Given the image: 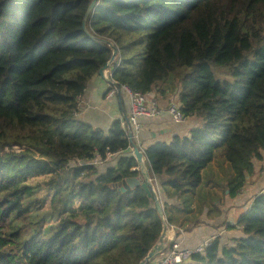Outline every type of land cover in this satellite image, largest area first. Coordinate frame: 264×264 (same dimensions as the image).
<instances>
[{
	"label": "trees",
	"instance_id": "trees-1",
	"mask_svg": "<svg viewBox=\"0 0 264 264\" xmlns=\"http://www.w3.org/2000/svg\"><path fill=\"white\" fill-rule=\"evenodd\" d=\"M92 1L0 0V264H140L162 235L154 198L142 186L122 190L140 175L126 128L115 121L106 132L77 118L79 99L113 56L105 41L118 49L119 87L148 94L185 72L180 110L203 120L144 151L152 178L193 193L222 150L235 197L262 160L264 0H98L86 32ZM213 67L230 68L231 79ZM110 155L121 156L101 170ZM36 178H49L57 224L25 236L12 223L30 215L24 201ZM238 225L242 238L231 246L217 238L188 264H264V193Z\"/></svg>",
	"mask_w": 264,
	"mask_h": 264
},
{
	"label": "crops",
	"instance_id": "crops-1",
	"mask_svg": "<svg viewBox=\"0 0 264 264\" xmlns=\"http://www.w3.org/2000/svg\"><path fill=\"white\" fill-rule=\"evenodd\" d=\"M114 69L113 63L104 72V77L98 74L92 78L80 99V110L77 115L84 123L106 132L115 121H120L123 126L128 127L127 95L117 91L114 96L108 97L110 89L108 80H112L111 74ZM150 94L156 98L162 110L168 109L173 100L179 103L177 95L169 96L159 88ZM202 124L203 120L195 116L186 118L182 124H176L164 112L157 118L143 120L142 129L134 137L133 143L144 155V151L151 145L158 142L170 143L177 136H189L192 130ZM220 151L222 153H219ZM115 156L110 155L107 162L118 160L121 155L117 158ZM117 160L111 166H115ZM253 165V173L247 174L242 191L235 197L230 196L227 188V181L233 173L222 150L216 153L212 163L202 171V183L193 193L178 195L165 186L161 178H152L165 214L174 219L178 218L175 223L169 225L174 227L175 234L184 248L194 249L217 238L224 246H231L235 240L244 236L242 227L238 225L239 219L249 210L254 199L264 193V152L262 160H254ZM168 235L173 236L174 232L171 231Z\"/></svg>",
	"mask_w": 264,
	"mask_h": 264
},
{
	"label": "built area",
	"instance_id": "built-area-1",
	"mask_svg": "<svg viewBox=\"0 0 264 264\" xmlns=\"http://www.w3.org/2000/svg\"><path fill=\"white\" fill-rule=\"evenodd\" d=\"M115 85L118 84L112 79ZM119 87V86H118ZM111 90L109 91L108 97H112L116 94L117 91L124 92L129 100V116H128V127L126 128V132L128 138L131 136L132 142L134 137L141 131L142 129V121L145 119H154L166 112L176 124H182L185 121V117L180 110V105L178 102L173 100L169 105L168 109L162 110L158 104V101L155 97H152L150 93L142 94L131 90L128 87H119L110 86ZM81 99V98H80ZM79 99V102H80ZM80 110V103H79ZM131 151H133L132 155L134 156V148L131 145ZM175 241L174 243L167 249V251L158 257L156 260L148 263V264H188L191 260V257L194 254H205L206 248L211 244L214 240H209L205 242L203 245L198 246L194 249L184 248L181 244V241L175 234V229L172 227ZM181 233V232H180Z\"/></svg>",
	"mask_w": 264,
	"mask_h": 264
},
{
	"label": "rangeland",
	"instance_id": "rangeland-1",
	"mask_svg": "<svg viewBox=\"0 0 264 264\" xmlns=\"http://www.w3.org/2000/svg\"><path fill=\"white\" fill-rule=\"evenodd\" d=\"M213 72L222 81L231 79V69L228 67H213ZM185 72L172 75L167 81L166 88L162 87L164 84L158 87L164 94L177 95L180 91V81L183 78ZM177 102V101H176ZM127 131V130H126ZM133 151L130 152L132 154ZM219 153H222L221 151ZM218 153V154H219ZM116 158L118 156H115ZM117 160V159H116ZM116 160H110L99 165L101 170L107 169ZM110 164V165H109ZM232 170V169H231ZM49 178H36L35 180L29 181V185L34 187V192L30 197H27L24 204H30L32 206L31 213L26 219L12 223L14 227L23 228L27 230L25 236H30L32 233L42 231L43 234H49L57 224V219L51 214V192L48 191L46 185ZM207 183V182H205ZM264 186V184H263ZM7 225L6 230L10 231L13 227ZM16 227V228H17Z\"/></svg>",
	"mask_w": 264,
	"mask_h": 264
},
{
	"label": "water",
	"instance_id": "water-1",
	"mask_svg": "<svg viewBox=\"0 0 264 264\" xmlns=\"http://www.w3.org/2000/svg\"><path fill=\"white\" fill-rule=\"evenodd\" d=\"M97 4H98V0H93L85 14V17L83 20V27L86 32H87L86 23H87L88 16L95 10ZM91 38L96 39L93 36H91ZM105 42L113 49V56L111 60L108 62V64L99 71V75L102 77H104V72L112 66V64L114 63V61L116 60L118 56V49L116 48V46L112 42H109V41H105ZM108 83L110 86H116L117 88H119L117 85L114 84L112 80H108ZM127 123H128V120H127ZM129 140H130V144L134 148V152H135L134 157L138 161V164H139L138 172L140 173V175L138 177L129 178L123 181L122 190L125 191L128 189H134L136 187L142 186L147 192L149 198H154L157 208H158L159 215L163 222V232H162V235L159 241L157 242L155 246V249L144 260L140 262V264H148L156 260L158 257L163 255L167 251V249L174 243L175 236L168 235L171 233V231H173V229L169 225L165 217L164 209L154 189V186L152 183L153 179L150 175V172H148L149 168H147L148 167L147 161L143 159V154L139 151L138 147H136L135 144L132 142L131 136L129 137Z\"/></svg>",
	"mask_w": 264,
	"mask_h": 264
}]
</instances>
